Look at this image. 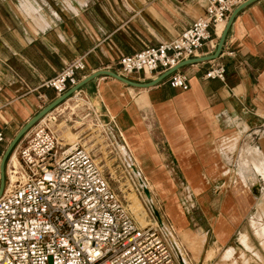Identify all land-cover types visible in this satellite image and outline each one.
Segmentation results:
<instances>
[{
	"label": "crops",
	"instance_id": "obj_1",
	"mask_svg": "<svg viewBox=\"0 0 264 264\" xmlns=\"http://www.w3.org/2000/svg\"><path fill=\"white\" fill-rule=\"evenodd\" d=\"M4 1L14 8L10 14L0 9V132L4 136L0 157L22 124L55 98V91L44 82L67 63L82 59L84 67L75 70L78 79L98 69L117 71L122 55L172 39L204 10V0ZM7 18L12 21L9 26ZM215 48L206 43L197 56L211 54ZM217 64L225 68L224 81L204 77ZM178 71L188 77L185 90L171 87L167 77L143 88L98 75L81 87L80 95L95 108L101 106L110 116L108 125L122 133L125 144L121 146L150 180L149 189L157 191L168 216L161 213L172 229L180 222L187 230L196 214L203 213L209 228L200 227L205 233L201 256L208 230L214 244L228 242L256 205L242 187L253 193L252 187L264 181V162L260 165L254 157L255 152H264V133L261 146L250 143L264 125V0L249 3L234 16L216 59L187 64ZM127 78L151 79L143 73ZM84 103L80 116H70L73 110L67 107L56 108L49 116L57 111L63 116L51 124L56 129H84L86 118L88 127L94 125ZM244 134L249 140L242 144ZM232 180L241 182L230 191L232 205L225 208L224 195L219 210L211 212L207 204L213 194L227 193V182ZM257 201L254 215L263 214L264 221V193ZM167 205L178 213L176 218ZM201 205L204 209L198 211ZM255 218L252 226L264 246V236L259 235L264 223ZM242 234L247 236L245 244ZM238 237L249 248L248 235L240 232ZM212 253L211 247L208 257Z\"/></svg>",
	"mask_w": 264,
	"mask_h": 264
},
{
	"label": "built area",
	"instance_id": "obj_2",
	"mask_svg": "<svg viewBox=\"0 0 264 264\" xmlns=\"http://www.w3.org/2000/svg\"><path fill=\"white\" fill-rule=\"evenodd\" d=\"M242 1L204 0L203 13L182 32L155 46L122 55L116 72L125 77L143 73L154 78L197 56L204 44L214 47L220 35L218 25H225L229 13ZM83 67L81 58L74 59L44 85L60 95L79 81L75 70ZM204 77L224 81L225 68L222 64L212 66ZM167 81L173 88L189 87L187 75L178 69L167 76ZM70 97L78 103L85 102L96 126L106 132L110 151L116 149L118 142L125 144L118 128H114L115 135L107 133L110 116L101 106L97 109L90 104L87 97L80 95V89ZM62 116L57 111L33 124L12 149L16 165L8 168L5 163L0 195V264H185L184 258L190 261L177 237L170 236L155 215L158 210L150 205L151 196L144 193L148 181L141 170L138 168L142 182L136 189L148 219L145 225L136 220L109 183L93 152L80 140L67 143L59 136L51 123ZM70 116H77L76 112ZM99 117H103L102 122ZM3 138L0 132V141Z\"/></svg>",
	"mask_w": 264,
	"mask_h": 264
},
{
	"label": "rangeland",
	"instance_id": "obj_3",
	"mask_svg": "<svg viewBox=\"0 0 264 264\" xmlns=\"http://www.w3.org/2000/svg\"><path fill=\"white\" fill-rule=\"evenodd\" d=\"M6 2L7 1L1 2L0 0V9H4L10 14L12 13V8L14 7L12 6V4L10 5L9 1L8 3ZM6 24H8L9 26L10 24H12V21L8 20L7 18ZM82 104H83L82 102L80 103L76 102V99L74 98L72 101H69V102L66 101L64 106H60V109L62 108L64 110L67 107L69 108V111L73 110L76 112V114L80 116L84 114ZM66 113H68V111H66ZM75 119L81 121V119L77 117H75ZM85 119L86 118L82 119L84 120L83 121L84 123L82 124V127H84V129H75L76 127L69 129V132L71 134H74L75 137H71V139H69L70 136L68 134L66 135L64 134L66 137L61 136V135L59 136L63 138V140L66 141L67 143H73L75 140H80V143L84 145V147H86L87 149H90L93 152V154L95 155L96 161L99 162V166L101 167L105 176L108 178L109 183L118 191L119 195L122 197L124 202L128 205L129 209L131 210L130 206L133 204L134 206L137 207V210H139V212L141 210L142 212H144V208L142 206L143 205L142 200L140 196H138L137 189H136L137 186L139 187V183H140L139 177L141 176V173H139L138 171L139 167L137 165H136L137 168L135 167V165L133 164L134 162L132 161L133 158L131 159L130 154L128 155L129 158L126 159V154H125L126 151H124V147L121 146L120 142H118L116 149H113L112 151H110L112 148L107 145L109 141L106 138L107 134L104 131V129L100 128L99 126H96L95 122H94V125L91 123L90 127H88L87 126L88 121L85 122ZM99 119L101 120V122L103 121L102 120L103 117H99ZM70 124H73V122L69 123V125ZM62 127H64V125H62ZM260 127H262L260 129L261 130L260 134L253 135L254 139L252 142H250L253 146H261V138H262V134L264 133V125ZM78 128H81V127H78ZM105 129L107 133L112 132L115 135L114 129L111 126L110 128H105ZM247 140H249V138L246 137V134L242 135V144ZM263 145H264V139H263ZM12 152H14V150ZM254 157L256 159V162L259 163L260 165L264 162V152L257 151L255 152ZM236 159H237V153H236V158H235V165L239 172V168L237 166L238 163ZM8 161L9 160H6L7 166H8ZM134 170L138 171V175H135ZM142 175L145 176L144 173H142ZM149 182L150 180L148 179V188L151 183ZM190 183L192 182L190 181ZM227 184H228L227 193L225 192L223 193V195L222 194L218 195L215 192V194H213L214 196H212L211 202L207 204L211 212H214L213 211L214 208H215V212L219 210L218 206H220V201L224 195H227V198H226L227 203L225 205V208H227L228 205L229 206L232 205V203L230 202H232L234 198L232 197V195H230V191H233V188L235 186L236 188H238L241 182L232 180L230 182H227ZM193 189L196 193V188H193ZM252 189H253V193L249 192L248 186L242 187L243 191H246L247 193H249V195L252 198H255L256 205H258L257 199L258 198L261 199L264 193V181L260 180L259 186L257 187L253 186ZM150 196H151L150 205L153 207H156V210H158L159 217L163 224L162 227L166 229L167 233L170 236L172 237L176 236L178 241L183 245L185 250L188 252V255H189L188 257L190 258V261H188L187 258H184V259H186L189 264H264V246L262 244L263 240L256 236L254 227L252 226V220L254 216L256 217L254 220L255 222L259 224L264 223L263 214L254 215L259 208L258 206H257V209L255 210L256 205H254V208H252V210L248 212V214L245 216L239 228L236 230L235 234H233L230 237L229 241L226 243L214 244L213 243L214 237L211 231L208 230L207 240L204 245V250L202 251L203 253L201 254V256H199L200 254L199 252L201 250V247H202V244L205 238V233L201 231L200 227H202L204 231L207 228H209L208 226L209 223L206 220L202 219L203 213L200 212L198 217H197L198 214H196V217H194V221L190 222V224L187 226V230L183 231V228L181 227L179 220H178L179 223L175 224L174 229H172L169 223V220H168L169 218L167 217L168 214L163 209L164 204L162 203L161 198L159 197L154 187L150 188ZM203 209L204 208L202 206V208L198 209V211L203 210ZM161 212L166 213L167 216H165L166 214L164 215ZM168 212L170 214L173 213V209L169 206H168ZM133 216L135 217L134 214ZM174 216L176 218V216H178V213L177 215L174 214ZM193 222H196V224H193ZM195 231H197V233H191ZM240 232L246 233L248 235L249 248L243 246L238 241V236ZM259 235L264 236V227L261 228V230L259 231ZM211 247L213 248V253L210 257H208V250Z\"/></svg>",
	"mask_w": 264,
	"mask_h": 264
},
{
	"label": "water",
	"instance_id": "obj_4",
	"mask_svg": "<svg viewBox=\"0 0 264 264\" xmlns=\"http://www.w3.org/2000/svg\"><path fill=\"white\" fill-rule=\"evenodd\" d=\"M255 0H243L241 3H239L237 6H235L233 8V10L229 13L228 18L226 20V23L224 25V28L221 32V34L219 35V38L217 40V44H216V48L214 50L213 53L205 55V56H195V57H191L188 59H185L181 62H179L177 65L169 68L168 70L158 74L157 76H155L154 78H151L145 82H139V81H135L132 80L130 78H127L123 75H120L119 73H117L116 71L110 70V69H98L96 71H93L89 74H87L86 76H84L83 78L79 79V81L73 85L70 86L67 90H65L63 93H61L60 95L55 96V98H53L50 102H48L45 106H43L42 108H40L34 115H32L30 118H28L24 124H22V126L17 130V132L14 134V136L12 137V139L8 142L4 152L2 153L1 157H0V195L3 191L4 188V181H5V163L6 160L8 159V156L10 154V152L12 151L14 145L16 144V142L20 139V137L28 131V129L35 124L41 117H43L47 112H49L50 110H52L54 107H56L58 104H60L62 101H64L66 98L70 97L71 94H73L75 91L81 89V87L86 84L88 81L94 79L95 77H97L98 75H108L111 76L117 80H120L121 82H124L126 84H129L131 86H137V87H143V88H147L150 86H153L155 84H157L158 82H160L161 80H163L164 78H166L170 73L176 71L177 69H179L180 67L187 65V64H191V63H196L199 61H205V60H211V59H216L221 51L222 48V44L224 42L225 36H226V32L228 30V27L230 25V23L232 22L234 16L246 5H248L249 3L253 2ZM140 182H142V180L140 179ZM144 193L145 195L150 198V193L148 188L144 187ZM155 215L157 217H159V213L158 211H155Z\"/></svg>",
	"mask_w": 264,
	"mask_h": 264
},
{
	"label": "bare ground",
	"instance_id": "obj_5",
	"mask_svg": "<svg viewBox=\"0 0 264 264\" xmlns=\"http://www.w3.org/2000/svg\"><path fill=\"white\" fill-rule=\"evenodd\" d=\"M43 20V19H42ZM223 28H224V24L223 23H221V24H219L218 25V27H217V33L218 34H221V32H222V30H223ZM70 98L71 97H68V98H66L64 101H62L60 104H58L56 107H55V109L57 108V109H60V105H62L63 103H65L66 101L67 102H69L70 101ZM55 109H53V110H50L49 112H47V114H45L43 117H41L38 121H43V120H45V117L47 116H49V114L51 113V112H53ZM46 117V118H47ZM57 131H58V134L59 135H61V136H65L66 134H68L69 136H70V138L69 139H71V137H75V135L74 134H71L70 132H69V129H57ZM65 134V135H64ZM67 135V136H68ZM66 137V136H65ZM13 151V150H12ZM124 151H126V159H128L129 158V153H128V151L124 148ZM11 155H9L8 156V158L9 159H7V160H9L8 161V168L10 167V166H12V165H16V163H17V160H16V154H15V151L14 152H11L10 153ZM125 156V155H124ZM134 172H135V175H138V171L137 170H134ZM133 205V204H132ZM130 206L131 207V210H132V214H134L135 215V217H136V219L138 220V222L141 224V225H145L146 223H147V219L145 218V212H142V210L139 212V210H137V207L136 206ZM136 205V204H135ZM138 206V205H137ZM138 209H139V207H138ZM239 238V237H238ZM246 238H247V236L245 235V234H242L241 235V241L245 244L246 243ZM241 243V242H240ZM184 260V263L185 264H189L188 263V261L186 260V259H183Z\"/></svg>",
	"mask_w": 264,
	"mask_h": 264
}]
</instances>
